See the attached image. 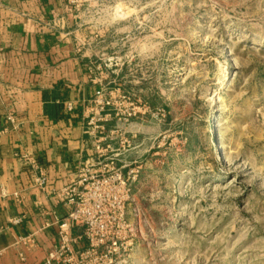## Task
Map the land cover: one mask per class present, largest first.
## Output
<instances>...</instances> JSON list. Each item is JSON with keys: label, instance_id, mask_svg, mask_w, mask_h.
Returning a JSON list of instances; mask_svg holds the SVG:
<instances>
[{"label": "rangeland", "instance_id": "374dc122", "mask_svg": "<svg viewBox=\"0 0 264 264\" xmlns=\"http://www.w3.org/2000/svg\"><path fill=\"white\" fill-rule=\"evenodd\" d=\"M65 15L121 131L115 264H264V0H69Z\"/></svg>", "mask_w": 264, "mask_h": 264}, {"label": "crops", "instance_id": "0c3cea01", "mask_svg": "<svg viewBox=\"0 0 264 264\" xmlns=\"http://www.w3.org/2000/svg\"><path fill=\"white\" fill-rule=\"evenodd\" d=\"M68 5L0 0V264H47L59 224L73 209L63 190L97 161L88 122L98 86L91 61L73 43ZM108 117L102 125L111 131ZM102 146L121 171L119 140ZM23 156L44 170V190L31 187Z\"/></svg>", "mask_w": 264, "mask_h": 264}, {"label": "built area", "instance_id": "2783aa9c", "mask_svg": "<svg viewBox=\"0 0 264 264\" xmlns=\"http://www.w3.org/2000/svg\"><path fill=\"white\" fill-rule=\"evenodd\" d=\"M110 106V99L98 88L88 122L95 132L97 161L82 168L76 180L63 190L73 209L59 224L58 244L48 254L47 264H115L121 260V233L131 231L126 221L130 190L128 178L112 165L109 146H102L103 142L116 138L121 147V131H106L102 125L108 117L103 115H107L105 111ZM22 159L31 171V187L44 190L47 184L44 170L32 157ZM74 228L81 229L82 234L74 236ZM80 242L85 243L83 249L76 248Z\"/></svg>", "mask_w": 264, "mask_h": 264}]
</instances>
